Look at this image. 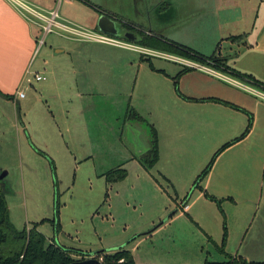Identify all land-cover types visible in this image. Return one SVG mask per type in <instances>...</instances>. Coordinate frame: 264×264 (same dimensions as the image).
Segmentation results:
<instances>
[{"label": "rangeland", "instance_id": "1", "mask_svg": "<svg viewBox=\"0 0 264 264\" xmlns=\"http://www.w3.org/2000/svg\"><path fill=\"white\" fill-rule=\"evenodd\" d=\"M57 2L64 16L65 0ZM216 3L167 0L149 14L128 7L125 16L151 22L139 33L146 44L57 28L37 39L21 91L0 97V182L17 231L35 225L74 260L121 247L138 264L264 261V90L223 65L203 64L221 72L213 74L185 62L195 68L182 72L177 60L192 56L185 46L264 81L250 72L264 53L243 42L264 23L263 8L246 11L243 26V11L236 18ZM151 127L160 157L145 167L136 157L147 153ZM116 169L125 170L120 179Z\"/></svg>", "mask_w": 264, "mask_h": 264}, {"label": "crops", "instance_id": "2", "mask_svg": "<svg viewBox=\"0 0 264 264\" xmlns=\"http://www.w3.org/2000/svg\"><path fill=\"white\" fill-rule=\"evenodd\" d=\"M166 1L167 0H65V5L63 9L64 16H62L59 13V8L61 7V5L57 2V0H0V97L6 99H13L21 91V87L23 86L25 80L26 81L28 80L27 74L29 72V67L31 64V56L40 33L39 25L36 24L38 20L34 16L26 13L25 11H22L19 7V3H24L30 8L37 11H41L42 13L45 14L50 11L56 10L59 16V20L67 25L69 24H74V25L79 24L81 26L89 25L90 28L94 27V30H97L96 29L97 18L100 14L105 13L109 15L111 18H113L115 21H119L130 28H135V29L140 28V30L141 29L146 30L147 28L146 25L149 24L151 25V22H149V24L146 23V25H144L139 20L131 19L129 16H125L124 15L125 10H127L128 7H130L133 8V12L138 14L137 7L141 4L140 6L144 8L143 9L144 14L145 12L149 14L150 10L148 9L146 10V8L148 7L150 8L151 4L155 5L156 7L158 5L159 6L158 9H161L163 8L162 4ZM217 1L218 2L216 3L214 0V3H216V5H219V7L234 9V13L237 12L235 15L236 18L241 17V15L238 14V11L239 10L241 12L243 11V17H241L243 18V26H245L246 24V16L244 15L246 14V11L248 13V11L252 10L253 8L255 9L256 12H259L261 8H263L264 10V0H217ZM73 7H78L80 10H83V12L82 11H80L79 13L73 12L72 11ZM172 21L173 20H170L169 23H171ZM173 22H176V20ZM254 24L255 23H253V25L250 27V30L248 29L247 31H245L246 29H243L245 33L248 32L246 34H248L249 36L247 40L243 38V42L247 41L248 42L247 45L251 46L252 49L259 48V50L264 53V23H261L257 27H255ZM254 29L255 31L258 32L252 34ZM234 41L242 42V39L239 37L238 38L235 37ZM74 47H76V45ZM57 51L60 52L63 50L59 49ZM178 59L182 60L183 62L182 61L181 62L184 64V66H188V67L190 66L186 65L185 62H191L198 65L205 64V63L202 64L198 63V60L196 59L177 58V60ZM255 63H256L255 68L251 69L250 72L253 73L255 76L259 77L260 76L258 75L259 72L262 74L264 73V59L260 57H256ZM225 65L229 66L227 64ZM191 68H193V66H191ZM230 79L233 82H237L241 85H244L243 81L235 80L232 78ZM209 97L214 98V96H209ZM203 98H208V97H202L200 100H207ZM192 99L193 100H190L192 102L199 101L198 99H196V97H192ZM228 102L232 103L231 101ZM232 104L238 107L236 103L235 104L232 103ZM75 117L76 120H80V118L82 117L81 109L75 111ZM83 126L85 128L87 127L86 122H83ZM155 131L156 134L158 135L159 127L157 129L155 128ZM158 152H159V156H158V160H159L160 140H159ZM142 156L139 155L136 157V159L139 161Z\"/></svg>", "mask_w": 264, "mask_h": 264}, {"label": "trees", "instance_id": "3", "mask_svg": "<svg viewBox=\"0 0 264 264\" xmlns=\"http://www.w3.org/2000/svg\"><path fill=\"white\" fill-rule=\"evenodd\" d=\"M238 38V37H237ZM145 43L144 39L141 40ZM146 44V43H145ZM171 45V44H170ZM174 45V44H172ZM182 47L186 48L190 54L182 50ZM180 51L186 54L190 59H196L205 64H213L221 67L223 65L226 71L233 73L234 75L245 79L252 85L264 90V82L257 80L249 73H240L234 68L226 66L225 64L218 63L221 60L207 58L205 56L198 55L197 52L190 50L189 48L182 46ZM217 62L218 64H216ZM212 66V65H211ZM191 69V67L185 66L182 72ZM179 93V92H178ZM207 100H214L213 97L203 98ZM221 101L216 99V101ZM231 107L240 109L236 105L230 102H224ZM133 115L140 117L133 113ZM151 139L150 146L147 153L140 158L139 162L143 166H152L157 162L159 152L157 143V134L155 128L151 127ZM245 132H243L244 134ZM110 173V171L108 172ZM113 173L120 179L124 173V169H116ZM0 182V264H70L74 259L72 258L71 251L65 246L56 244L54 241L46 242L43 234L36 229V226L28 228L26 231H17L9 222L7 217L6 205L4 201V190ZM57 224V223H56ZM103 264H138L134 261L132 254L125 248H118L112 253H105L99 255ZM83 259V258H82ZM203 264H264V261H250L241 256L231 255L228 259L223 261H210L204 260Z\"/></svg>", "mask_w": 264, "mask_h": 264}, {"label": "built area", "instance_id": "4", "mask_svg": "<svg viewBox=\"0 0 264 264\" xmlns=\"http://www.w3.org/2000/svg\"><path fill=\"white\" fill-rule=\"evenodd\" d=\"M19 7L22 11H25L26 13L34 16L38 20L36 22V24L39 25L40 30H41L40 34H42L41 37H38L39 43L44 42V36L47 33L51 32L53 30V28H57V29L64 30L66 32H70L71 34L78 35L80 38H82L84 40H94V41L102 42V43H113V44H120L121 43L122 44V42L117 41L116 39H114L111 36L105 35V33L101 34V33H98L97 31H93V30L78 29V28H75V27H72L70 25L65 24L64 22L59 20V16H58L56 10L50 11V12L45 14V13H42L41 11H37V10L30 8L29 6H27L24 3H19ZM123 44H126V43H123ZM127 45H129V44H127ZM188 65L191 66L192 64H188ZM195 67L200 69V70L206 71L208 73L221 74L220 72H217L215 69L211 68L208 65L196 64ZM35 78H36V80H40V79H42V76L36 74ZM250 89L253 90L252 88H250ZM20 95H23V94L20 93ZM182 208L184 210H187L188 205L184 204V205H182Z\"/></svg>", "mask_w": 264, "mask_h": 264}, {"label": "water", "instance_id": "5", "mask_svg": "<svg viewBox=\"0 0 264 264\" xmlns=\"http://www.w3.org/2000/svg\"><path fill=\"white\" fill-rule=\"evenodd\" d=\"M96 28L98 31L111 35V36H119V29L117 27L116 21L111 18L109 15L102 13L98 16L96 22ZM125 37L129 40L136 41L137 38L135 34L128 33L125 34ZM6 175V171L0 172V180ZM70 264H103L102 261L96 257L86 258V259H78L73 260Z\"/></svg>", "mask_w": 264, "mask_h": 264}, {"label": "flooded vegetation", "instance_id": "6", "mask_svg": "<svg viewBox=\"0 0 264 264\" xmlns=\"http://www.w3.org/2000/svg\"><path fill=\"white\" fill-rule=\"evenodd\" d=\"M155 5H152V7H154ZM156 7V6H155ZM157 7H158V5H157ZM149 10V9H151V8H146V10ZM157 9V8H156ZM116 24H117V27H118V29H119V35L120 36H124L125 37V35H124V33L125 34H128V33H132V34H135L136 36V38H137V40L136 41H140V40H142L141 39V37H140V28H130V27H126V25L125 24H122L121 22H119V21H116Z\"/></svg>", "mask_w": 264, "mask_h": 264}]
</instances>
